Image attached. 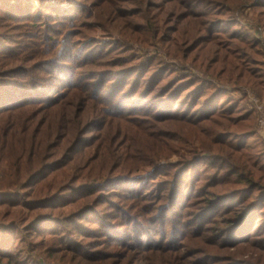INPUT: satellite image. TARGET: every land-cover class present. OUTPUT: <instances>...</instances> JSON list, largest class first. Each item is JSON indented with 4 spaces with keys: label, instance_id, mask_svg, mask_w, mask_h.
<instances>
[{
    "label": "rangeland",
    "instance_id": "1",
    "mask_svg": "<svg viewBox=\"0 0 264 264\" xmlns=\"http://www.w3.org/2000/svg\"><path fill=\"white\" fill-rule=\"evenodd\" d=\"M30 1L37 27L33 20L0 21V71L8 47L27 48L32 60L26 63L37 65L47 95L80 87L70 104L74 124L85 115L88 121L63 156H46L41 172L55 171L94 143L88 163L124 174L105 182L94 200L80 199L78 183L63 184L54 201L63 195V202H73L36 210L23 196L32 189L26 184L23 195L3 205L14 208L0 206V264H38L28 263L26 254L47 264H264V0H227L231 10L223 14L215 0H24ZM155 29H166V41L190 30L218 34L231 52L225 50L219 67L198 61L193 72L208 69L227 80L214 78L208 96L195 104L198 89L188 87L196 79L158 48ZM123 43L133 50H122ZM38 48L48 54L33 58ZM149 49L174 61L144 68ZM160 69L166 76L155 80ZM181 83L180 98L162 96ZM240 176L246 180L234 183ZM87 208L82 217L68 218ZM233 208L250 213L236 228L240 235L226 234L237 236L240 246L213 228L236 217ZM43 214L62 222L45 221L57 225L47 231L25 226L27 217Z\"/></svg>",
    "mask_w": 264,
    "mask_h": 264
},
{
    "label": "trees",
    "instance_id": "2",
    "mask_svg": "<svg viewBox=\"0 0 264 264\" xmlns=\"http://www.w3.org/2000/svg\"><path fill=\"white\" fill-rule=\"evenodd\" d=\"M20 1L21 0H0V21L3 20L13 24V26H17V22L20 19L21 21H30L36 18V15H33L35 3H32V1L25 3L24 0H22L23 5H21ZM214 2L221 3L217 8V10L221 9V14L226 12L228 8L231 10V5L227 0H215ZM57 11L61 16L67 18V12L60 13V10ZM39 12L40 10L38 13ZM130 15L137 16V13H130ZM32 22L35 24L36 20H33ZM61 22H63V24H68L69 21ZM35 26L37 27L38 25L35 24ZM68 31H66L65 34H68ZM152 32L154 35H159V38L162 40V46L158 48L160 50H165L166 48L171 56L179 59L180 70H187L189 72L188 76H192L196 79L195 83H191V86L188 87L194 89L193 86H196L198 89V97L194 100L195 104L196 101H200L199 96H208L206 95V89L207 87L215 86L212 83L214 78L227 80L226 77H222L218 73L209 74L208 69H206V71L200 69L195 73L193 72V70L196 69L198 61H201L203 66L215 63L219 67L222 64L225 50L232 47L225 46L218 34L210 35L211 32H206L202 35L199 30H196L195 35H193L192 30H190L189 32H181L178 39L175 38L174 40L166 41L162 39L165 36L166 29H163L162 31L155 29ZM129 34L130 33H127L126 36H129ZM3 35L4 34H1V36ZM164 43H167L166 47H164ZM131 44L132 43H130V45L123 43L121 45L124 47L122 50L129 47L127 52H130L133 50ZM28 48L31 49V47ZM159 49H157V51L149 49L147 53H145L142 67L147 68L146 66L152 62L168 63L174 61L165 58ZM26 50L27 48L24 50H11V48L8 47L6 50L7 52H4L6 56H4L5 58L1 62L5 64V68L3 69V72L0 71V206L4 208H14L15 206L7 207L3 205L12 202L9 201L10 198H17L18 196L23 195L24 193L21 191H23L26 184H29V186L32 187L26 195H23L32 200L28 202L30 210L40 209L41 207H56L73 202L70 197L67 201L63 202V195L60 196L59 200L57 199L58 201H54L55 198H58L56 194L61 192L60 189L63 188V186L68 184L69 186L76 187L74 184H71L72 182L78 183L79 186H77L75 190L77 191V194H79L81 200H94L96 196L95 192L100 187H105V182L108 180H115V176L119 177L124 173L121 172L117 175H115L116 173L111 174V169L109 168L104 167L96 170V164H89L88 161L92 153L90 148L94 146V143L87 145L85 151H81V155H73V158L71 160L69 159L70 161L63 163L55 171L47 174L41 172L44 165L47 163L44 161L46 156L50 154V157L55 159L63 156L68 144L75 140L76 135L80 136V127L83 123H88V121L85 115L82 117V120L74 124L76 116L74 117L72 106H70V104H73L74 97L76 93L79 92L78 90L80 87L75 85L70 88H73L71 92L60 93L56 97H50L47 95V93L41 89V83L45 78L36 70L37 65H28V63H26V61L32 60L29 59ZM10 52L13 55H9ZM48 52L49 54H53L52 49ZM46 54H48L47 50L43 49L42 51L38 48L35 51L33 58H38ZM0 67L3 66L0 65ZM148 68V71L150 72L151 69L150 67ZM20 71H28L27 77L23 79L19 77L16 81L13 79L2 78V76L9 77ZM165 76V71L160 69L155 80ZM251 77L255 76L252 75ZM203 81H206L207 83L203 84ZM184 86L185 85L181 83L180 85L178 84L177 86L167 88L162 96H170L172 100L174 98H180L181 96H175L179 94L178 92L181 91ZM74 88H77V90H74ZM173 90H176V92L171 95L170 93ZM82 137H84V135ZM82 140L83 139H81V142H83ZM74 150L77 153L80 152L76 149H73L72 151ZM120 157L129 158L130 155L128 153H123ZM190 163L191 159L186 160L185 164L187 165ZM75 167L81 169V172L77 173L78 170L75 169ZM49 168L50 165L46 166L45 170ZM109 171L110 173L107 174L106 172ZM132 174L136 175L138 174V171H135ZM245 180V177L240 176L235 179L234 183H242ZM249 181L253 183V181ZM79 187L82 188L78 189ZM65 199H67V197H65ZM16 200L15 204L22 202L19 199ZM210 200L211 198L207 199V201ZM54 202H58V205H54ZM202 208H205V205ZM19 209L23 210L21 209V206ZM79 210L80 209L72 212ZM88 210L90 209H84L80 213L78 212L68 218L74 220L75 216L82 217L84 212H87ZM233 210L235 214H237L236 217H233L231 220L228 219V224L223 227L213 228L216 230V235L222 233V238H226L229 242L234 243V246H240L241 243H237L236 241L237 236H229L231 234H236L237 232L238 235L241 234L236 228L237 226L239 227L242 225L244 220L247 222L250 213L246 214L244 209L238 210L237 208H233ZM33 220L30 216L27 217L24 222L25 226L28 223L27 227L29 228L36 229L39 226H42L44 231L51 229L56 230L57 227V225L49 222L46 223L45 221L56 220L59 223L62 222V219L51 217L49 214H43L38 219ZM224 220L226 219L224 218ZM0 222L2 223V221ZM13 224L20 226L17 220L14 221ZM1 226L2 225H0V227ZM226 234H229V236H226ZM243 242L246 243V241ZM19 251L22 252V250ZM25 260H27L28 263L37 262L38 264H47L43 258L35 257L33 255L26 254Z\"/></svg>",
    "mask_w": 264,
    "mask_h": 264
}]
</instances>
